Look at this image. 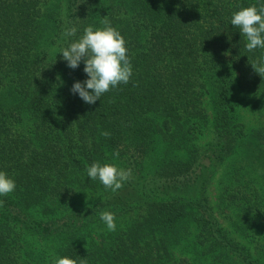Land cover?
Returning a JSON list of instances; mask_svg holds the SVG:
<instances>
[{"label":"trees","instance_id":"obj_1","mask_svg":"<svg viewBox=\"0 0 264 264\" xmlns=\"http://www.w3.org/2000/svg\"><path fill=\"white\" fill-rule=\"evenodd\" d=\"M253 4L0 0V171L16 183L0 196V264H264V77L251 66L264 49L231 25ZM105 16L132 76L87 104L70 91L83 61L59 51ZM94 162L132 178L113 192L87 177Z\"/></svg>","mask_w":264,"mask_h":264},{"label":"clouds","instance_id":"obj_2","mask_svg":"<svg viewBox=\"0 0 264 264\" xmlns=\"http://www.w3.org/2000/svg\"><path fill=\"white\" fill-rule=\"evenodd\" d=\"M102 27L94 28L88 25L83 29V35L71 42L67 47L60 49L62 59L71 69L79 67L83 61V71L87 75L84 81H75L70 89L87 104H94L106 92L111 91L120 84H127L132 76V66L128 56L127 41L121 33L111 25L105 16L101 21ZM231 25L238 27L246 37V49L253 51L257 48L264 49V4H253L242 7L234 12ZM78 29L71 26L65 29V37H75ZM252 68L261 77H264V58L251 64ZM110 137V133H101ZM114 152L113 156L118 157ZM87 177L102 183L106 189L113 192L121 189L124 182L131 179V170H125L116 164L99 162L92 163L87 169ZM16 183L4 171H0V196H7L15 191ZM0 201V207L3 206ZM100 219L106 224L109 231L116 230L115 213L103 211ZM51 264H87L86 259H73L68 256H53Z\"/></svg>","mask_w":264,"mask_h":264},{"label":"rangeland","instance_id":"obj_3","mask_svg":"<svg viewBox=\"0 0 264 264\" xmlns=\"http://www.w3.org/2000/svg\"><path fill=\"white\" fill-rule=\"evenodd\" d=\"M244 107H245L244 104H242V105L240 106V108H244ZM243 112H245V116H246L245 120L248 121L249 118L251 117V115L249 116L250 113L248 114L246 108L243 110ZM252 120H253V119H252ZM208 140H209V135H206V136L203 138V140H201V143H202V142H207ZM219 178H220V174H219V175H216V176L213 178V180H212V182H211V184H210V187H209V189H208V196H209V198H210V200H211V204H212V205H215V202H216L217 199H218V181H219ZM85 199H86V197H85Z\"/></svg>","mask_w":264,"mask_h":264}]
</instances>
